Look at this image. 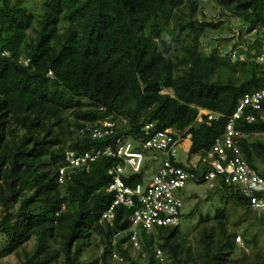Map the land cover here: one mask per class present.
<instances>
[{
	"label": "trees",
	"instance_id": "obj_1",
	"mask_svg": "<svg viewBox=\"0 0 264 264\" xmlns=\"http://www.w3.org/2000/svg\"><path fill=\"white\" fill-rule=\"evenodd\" d=\"M206 4L219 10V20L206 18ZM223 17L239 21L238 39L245 45L220 50L217 42L207 50L202 40L221 29ZM263 44L264 0H0V259L158 264L159 250L165 264H264L261 252L248 251L257 238L246 236L250 210L238 188L221 182L208 189L206 201L216 196L219 204L212 215L198 213L193 242L180 223L195 209L181 210L175 226L151 233L139 228L134 248L132 209L117 205L111 222L100 223L114 200L106 191L112 181L107 169L121 161L103 156L68 168L64 159L66 151L113 147L121 135L134 143L147 123L150 136L168 128L183 139L189 135L187 159L209 152L239 99L264 87V62L258 61ZM199 109L223 116L198 122ZM261 113L264 101L261 111L245 108L234 122L237 132L255 135L234 139L258 173L256 160L264 164V142L257 137L264 135ZM247 114L255 120L248 123ZM106 121L115 122L113 134L92 138ZM177 166L195 173L192 166ZM123 181L147 184L142 168ZM228 205L243 211L235 223ZM263 225L264 219L253 224ZM92 239L100 254L83 259ZM240 239L243 247L235 242Z\"/></svg>",
	"mask_w": 264,
	"mask_h": 264
},
{
	"label": "built area",
	"instance_id": "obj_2",
	"mask_svg": "<svg viewBox=\"0 0 264 264\" xmlns=\"http://www.w3.org/2000/svg\"><path fill=\"white\" fill-rule=\"evenodd\" d=\"M7 54V52L2 53V55ZM258 60L263 62L264 56ZM263 101L264 87L239 99L234 112L227 118L222 135L214 140L210 151L200 160L201 169H197V164L190 165L195 173L177 166L182 162L177 159L179 145L184 140L182 135L168 128L150 136L149 130L152 127L150 123L144 126V137L137 139L134 143L126 135H121L115 139L113 147L79 155L66 151L64 159L68 168L85 166L103 156L121 161L107 169L106 173L112 181L106 191L113 194L114 200L109 209L102 214L100 223L111 222L113 208L117 205L132 209L129 217V242L134 248L139 246V228L151 233L155 228L175 226L179 223L183 207L179 191L188 181L195 183L202 180L208 183L209 188L218 187L221 182L238 188L247 199L248 208L264 218V178L243 159L237 141L234 139L236 136L247 137L246 134L234 129V122L243 115V110L249 108L252 111H261ZM203 116H206L207 121H212L223 115L199 110L197 121L200 122ZM259 119L263 121L264 114L261 113ZM245 120L251 123L255 117L247 114ZM118 122L119 126L125 125L123 118H120ZM115 125L113 121L104 122L101 128L93 129L92 138L99 140L110 136L116 129ZM142 151H151L159 155L162 158L161 165L148 184L126 186L123 179L130 173L137 174L141 171L144 162ZM188 167L185 166V168ZM65 170L66 168L59 170L60 177H63ZM116 235L118 238V234ZM114 244L115 241H112V245ZM113 258L119 263L123 262V259L116 254H113ZM155 258L158 264H165L159 250L155 252Z\"/></svg>",
	"mask_w": 264,
	"mask_h": 264
},
{
	"label": "rangeland",
	"instance_id": "obj_3",
	"mask_svg": "<svg viewBox=\"0 0 264 264\" xmlns=\"http://www.w3.org/2000/svg\"><path fill=\"white\" fill-rule=\"evenodd\" d=\"M206 18L207 19H214V20H219V10L213 9L211 5L206 4L203 8ZM224 24L221 26V29L218 30V32L209 34L208 37L204 38L203 41V46L206 47V49H210L212 45H217L216 43L218 42L219 49L223 50L222 48H230V46L233 43H239L240 45L244 46L245 43L240 41L238 39V34L240 33L238 26L240 25L239 21L234 19L233 17H223ZM242 33H245L242 31ZM220 37V39L227 38L229 40H222V41H214L212 40L213 38ZM243 39H248L246 41H249L253 39L251 38V35H245L243 34ZM264 45V44H263ZM221 46V48H220ZM259 139H261L264 142V135L260 134L257 136ZM189 146V140L184 139L181 144L179 145L178 148V155L177 159L179 161H182L185 163V160L187 159V150ZM143 156H144V162L142 166V172L144 175V179L147 180V184L150 182L151 178L154 176V174L157 172L158 168L161 165L162 158L151 152V151H143ZM256 164L258 167V171L260 173H264V164L260 160H256ZM199 167H201L200 164H197ZM208 188L209 185L208 183L202 182L199 184L194 183L193 181H188L185 184V187L179 192V196L183 201V207H182V212L183 213H189V211H194V215L191 218H182L181 223H180V228L182 233H186V238L193 242L194 237L196 236V232L193 231L194 229V224L196 222V219L198 217V213L202 214H208L212 215L215 205L219 204V201L216 196L209 198V201H206V197L208 195ZM194 196V197H193ZM198 203V204H197ZM243 215V211L240 210L239 208H235L233 205H228V210H227V216L228 219L231 223H235L237 220H239L240 216ZM247 221L250 222L249 230L246 233L247 238H250L251 235L255 234L257 238V244L256 248H252V245L249 246L250 253L253 251H259L264 255V225L257 227L253 226L255 219L257 221H261L260 217L257 214H254L252 211H249L247 214ZM252 224V225H251ZM240 227V226H238ZM195 235V236H194ZM241 238V237H239ZM236 243H240L239 247H243L244 244H241L242 240L240 239L239 242L235 240ZM98 241L95 239H92L90 242L89 247L86 249L85 253L83 254V259L86 260H91L94 257L98 256L100 254V248L97 246ZM238 253V252H237ZM132 255H135V252L132 251ZM251 255V254H250ZM238 256H235L234 259H237ZM233 259V258H232ZM245 262L239 261L238 264H244ZM0 264H19L17 259L13 256H7L2 259H0Z\"/></svg>",
	"mask_w": 264,
	"mask_h": 264
},
{
	"label": "crops",
	"instance_id": "obj_4",
	"mask_svg": "<svg viewBox=\"0 0 264 264\" xmlns=\"http://www.w3.org/2000/svg\"><path fill=\"white\" fill-rule=\"evenodd\" d=\"M194 156L191 157V159H186L185 163L181 162V164L184 166H190V165L195 166V164H199V162H200L199 159L202 160V158L204 157V155H202V154H198V155H194Z\"/></svg>",
	"mask_w": 264,
	"mask_h": 264
},
{
	"label": "clouds",
	"instance_id": "obj_5",
	"mask_svg": "<svg viewBox=\"0 0 264 264\" xmlns=\"http://www.w3.org/2000/svg\"><path fill=\"white\" fill-rule=\"evenodd\" d=\"M259 59V58H258ZM259 61V60H258ZM260 62V61H259ZM264 62V61H263ZM263 62H261V63H263ZM23 63L26 65V63H27V61L26 60H24L23 61ZM199 110H203V109H199ZM205 111H207V110H205ZM209 112V111H208ZM207 119V118H206ZM247 135V134H246ZM255 136V135H254ZM254 136H248L247 135V137H245V138H247V139H250V138H252V137H254ZM185 139L187 140V139H189V135H187V137H185ZM204 153H207V152H204ZM202 155H204L205 156V154H202ZM195 157V156H194ZM199 161H200V159H199ZM199 164L201 165V161L199 162ZM197 169H201V167H199L198 165H197ZM196 169V170H197ZM259 175H260V173H258ZM261 176V175H260ZM262 177V176H261ZM262 178H264V177H262ZM208 189H211V188H208ZM250 210V209H249ZM251 211V210H250ZM253 212V211H252ZM254 214H256L255 212H253ZM261 219H264V218H262V217H260Z\"/></svg>",
	"mask_w": 264,
	"mask_h": 264
}]
</instances>
